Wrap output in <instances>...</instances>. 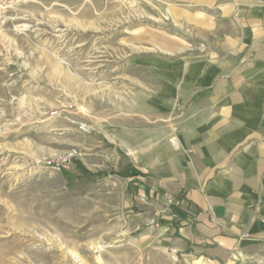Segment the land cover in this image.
I'll use <instances>...</instances> for the list:
<instances>
[{
  "label": "rangeland",
  "instance_id": "obj_1",
  "mask_svg": "<svg viewBox=\"0 0 264 264\" xmlns=\"http://www.w3.org/2000/svg\"><path fill=\"white\" fill-rule=\"evenodd\" d=\"M226 2L0 0V264H131L144 203L75 162L129 172L114 124H130L152 63L217 40Z\"/></svg>",
  "mask_w": 264,
  "mask_h": 264
},
{
  "label": "crops",
  "instance_id": "obj_2",
  "mask_svg": "<svg viewBox=\"0 0 264 264\" xmlns=\"http://www.w3.org/2000/svg\"><path fill=\"white\" fill-rule=\"evenodd\" d=\"M225 9L217 40L152 63L130 124H114L144 203L131 264H264V0Z\"/></svg>",
  "mask_w": 264,
  "mask_h": 264
},
{
  "label": "trees",
  "instance_id": "obj_3",
  "mask_svg": "<svg viewBox=\"0 0 264 264\" xmlns=\"http://www.w3.org/2000/svg\"><path fill=\"white\" fill-rule=\"evenodd\" d=\"M75 163H76V166L79 168V170L82 172L81 173L82 174L81 176L83 178H86V179H90V178H93V177H95V178H102V177H105V176L110 175V174H118V175H120L122 177H127L129 175H137V174H139V172L138 171H135V170H132V171H130L128 173H125V172H114L112 170V171H109V172L101 171V173L92 174L87 169H85L81 165V163H79V162H75Z\"/></svg>",
  "mask_w": 264,
  "mask_h": 264
},
{
  "label": "bare ground",
  "instance_id": "obj_4",
  "mask_svg": "<svg viewBox=\"0 0 264 264\" xmlns=\"http://www.w3.org/2000/svg\"><path fill=\"white\" fill-rule=\"evenodd\" d=\"M4 38H5V37H4ZM2 39H3V38H2ZM6 41H8V40H6ZM102 247H103L102 245L99 246L100 249H102ZM96 258H97V261H98V262H101V263H102V260H101L100 256H96ZM80 264H82V263H80Z\"/></svg>",
  "mask_w": 264,
  "mask_h": 264
},
{
  "label": "built area",
  "instance_id": "obj_5",
  "mask_svg": "<svg viewBox=\"0 0 264 264\" xmlns=\"http://www.w3.org/2000/svg\"><path fill=\"white\" fill-rule=\"evenodd\" d=\"M171 142L174 144V142H176V139H173ZM262 221L264 222V219Z\"/></svg>",
  "mask_w": 264,
  "mask_h": 264
}]
</instances>
